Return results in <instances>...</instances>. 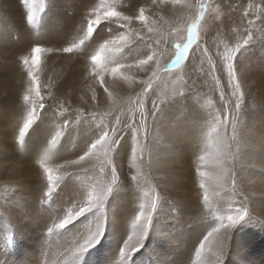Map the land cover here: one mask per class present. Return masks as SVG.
I'll list each match as a JSON object with an SVG mask.
<instances>
[{"label":"snow or ice","instance_id":"6c2138e0","mask_svg":"<svg viewBox=\"0 0 264 264\" xmlns=\"http://www.w3.org/2000/svg\"><path fill=\"white\" fill-rule=\"evenodd\" d=\"M20 2L27 9L28 23L35 24L45 8L44 0ZM162 5L178 9L173 23L159 14ZM223 7L213 0H98L93 3L83 17L80 38L57 49L83 56L89 67L86 78L91 95L81 94L76 104L69 94H58L56 90L61 87L60 83L51 79L41 82L39 73L44 48L36 45L31 48L30 55L15 53L26 70L22 101L30 109L19 131L20 142L45 110L77 120L87 117L103 130V135L90 149L76 159L50 164L45 154L39 160L49 199L66 177L73 173L84 174L80 200L63 218L47 227L49 235L63 230L92 209L103 210L105 201L121 178L111 153L127 135L131 138L132 149L126 174L133 180L143 178L149 187L143 190L142 202L130 222L132 235L121 248L120 256L138 250L134 245L146 237L160 202L180 203L172 195L185 185L179 166L151 158L145 143L151 137L153 120L160 107L172 97L188 91H195L197 101L211 115L204 134V150L196 158L195 176L199 178V199L209 209L208 213L215 214L219 220L195 250L199 264H223L235 226L248 217L258 220L251 207L252 197L240 184L239 177L241 173L257 168L264 175V156L256 155L264 152V122L246 125L239 120L242 107L246 104L252 107L249 100L253 93L247 86V65L243 60L238 61L237 56L241 49L255 43L257 31L262 34L258 42L264 46V0L247 3L241 9L243 31L238 36L233 33L234 38L222 48L217 44L210 52L207 40L200 42L202 32L208 31L204 27L205 17L209 14L210 19L217 22L216 32L223 34L224 28L230 30V24L225 23ZM226 7L234 13L238 6L228 4ZM137 22L138 28L134 26ZM105 23L116 26L118 34L109 31L99 42L93 41V34ZM258 24L261 27L257 28ZM182 30L186 31L184 42L171 44L175 48V57L164 63L169 38ZM132 43L139 45L141 54L131 62H118L117 54ZM194 48L192 74L186 79L182 75L183 85L177 87L174 77H165L182 69ZM125 83L129 89L137 84L140 86L139 91H132L126 100L118 94V88ZM165 84L168 89L164 88ZM260 107L264 108V104ZM61 135L62 131H57L51 146H55ZM220 200L225 202L221 206L223 210H214V202ZM102 232L103 223L93 234L77 242L71 255L86 253L99 243ZM205 253L210 254L208 261L204 259Z\"/></svg>","mask_w":264,"mask_h":264},{"label":"rangeland","instance_id":"374dc122","mask_svg":"<svg viewBox=\"0 0 264 264\" xmlns=\"http://www.w3.org/2000/svg\"><path fill=\"white\" fill-rule=\"evenodd\" d=\"M242 1L231 0L227 3L226 0H213L214 3L225 6L223 7L225 23L230 24V30L226 27L223 34L217 33L215 30L217 22L212 21L209 14H206L204 27L208 31L202 32L200 42L203 43L207 40L211 44L210 52L214 51L217 44L222 48L224 43L234 38L233 33L238 36L240 31H243L241 9L248 1L249 3H259V0H244L247 3ZM44 2L45 8L38 21L35 24H29L27 9L24 8L20 0H0V39H3L2 42L0 40V44H4L5 53V59L0 58V84L3 77H6L4 73L6 61L9 59L20 60L15 53L22 52L25 55H30L31 48L40 45L45 49L41 53L39 73L41 82L51 79L54 83H60L61 87L56 90L58 94L71 93V99L76 104L79 102L81 94L91 95L88 89L89 80L86 78L89 67L84 63L83 56L75 53L71 56V54L59 52L57 49L68 46V44L60 45L61 40L65 37V32L69 34L70 38L72 37V42L80 38L82 32L79 29L82 25H79L76 20H69L68 16L71 13L86 16L91 10L93 0H74L71 6H67L61 0H53L52 5L47 4L49 0H44ZM228 4L238 6L237 10L234 13L229 12L226 7ZM47 6H53V10L49 11ZM159 14L163 15L169 23L175 21L173 17L163 14V12H159ZM63 23H68V26ZM134 26L138 28L139 23L137 22ZM257 27L261 26L258 24ZM37 31L43 35L51 33L46 35L49 41L43 39ZM109 31L118 34L116 26L101 24L93 34L92 40L99 42L105 38ZM58 32L62 35L59 44L53 42L52 36ZM261 35L260 32L255 33V43L241 49L237 56L238 61L243 60L247 65V80L249 77H264V46L258 42ZM185 37L186 31L184 30L171 36L168 41L169 47L164 52V58H168L173 52L174 59L175 48L171 47V44L173 42L183 43ZM192 50H190L188 58H190ZM51 51H53L52 54L57 55L56 60L59 67L56 66V62L53 63L54 67L46 66L45 62L50 66L53 60L56 61L51 59ZM140 54L139 45L132 43L117 54L116 60L131 62ZM62 59L64 60L62 61ZM192 63L195 61L190 63L188 75L191 74ZM185 64L182 69L167 74L165 79L174 77L175 81H179L182 86L181 77L183 75L186 79L187 76L182 74ZM205 66H207L206 63ZM55 67H58V70ZM53 71L61 74V77L53 80ZM65 76L71 77V91L67 89L66 83L69 79ZM261 81L264 83V79ZM180 86L177 85V87ZM164 88L168 89L169 86L165 84ZM251 90L253 93L255 88H251ZM194 92L188 91L172 97L168 100L170 103L167 101L168 103L164 104H173L174 108L175 102L180 100L183 101V104L186 102L185 99L188 96L191 98ZM118 94L121 99L126 100L127 96L131 94V89L125 83L118 88ZM246 106L242 107L239 120L241 124L251 125L256 122L254 119L244 120L241 118ZM29 110V106L25 103L17 113L6 110L4 115L10 117V121L0 125V237L5 234H9L8 237H10L3 242V245L0 243V257L6 261L5 264H14V262L16 264H199L196 255L195 258L191 257V249H194L195 246L189 245L187 240L193 239L195 235L205 237L218 225L219 220L215 214L208 213L209 209L198 197L199 178L195 176L196 158L204 150L205 138H201V132L194 131L191 134L182 132L178 127L202 125H198L194 121L191 122L193 118L187 117L183 124L181 122L179 125H172L173 133L171 132L170 137H165L166 131L162 129V126L167 121L165 118V123L161 119L158 120V117L155 119L156 115H160V112L155 114L151 137L145 143L146 151L151 158L179 166L185 185L172 193L180 203L172 204L162 200L153 215V221L146 237L140 244L134 245L138 250L121 257L120 250L132 235L131 219L142 202L143 190L149 187L143 178L133 180L126 174V166L130 160L132 149L130 136H124L111 153L113 163L119 166L118 171L121 173V178L105 201L103 210L92 209L63 230L49 235L46 231L47 227L63 218L68 209L80 200L84 174L73 173L70 177H66L58 184L49 199L47 198V181L43 177L42 169L39 168V160L45 154L48 155L50 164L76 159L90 149L91 145L103 135V130L101 126L87 117L77 120L72 117H61L59 114H52L45 110L40 113L38 119L25 134L23 141L20 142L18 137L21 128L16 127L23 125ZM187 122L188 124H186ZM57 131H62V135L55 146H51V141ZM203 132L205 133L204 130H202ZM256 155L264 156V152L256 153ZM239 182L246 187L248 194L252 197L251 207L258 220L248 217L235 226L231 232V240L224 255L223 264H236L231 263L234 251L241 255L242 260L252 261L253 264H264V175L258 168L253 169L241 173ZM224 204L225 202L222 200L215 201L214 210L222 211L221 206ZM21 208L31 211L46 208L47 214L53 211L56 218L50 219V225L43 224L40 219L31 220L21 217L19 215ZM102 223L103 232L99 243L86 253L71 255V250L75 248L77 242L93 234ZM137 231L140 229L138 228ZM170 237L174 240L179 239L181 242L179 248L173 247V243L168 244ZM54 245L57 246V249L52 252L55 250V247L54 250L52 249ZM51 256L54 257L53 260L50 259ZM205 256H210V254L205 253L204 259Z\"/></svg>","mask_w":264,"mask_h":264},{"label":"bare ground","instance_id":"6f19581e","mask_svg":"<svg viewBox=\"0 0 264 264\" xmlns=\"http://www.w3.org/2000/svg\"><path fill=\"white\" fill-rule=\"evenodd\" d=\"M61 1L64 2L67 6H71L74 0H61ZM226 1H227V3H229L231 0H226ZM242 2L247 3L244 0ZM93 3H98V0H93ZM248 3H249V1H248ZM47 4L52 5L53 0H49V2H47ZM47 8L49 11L53 10V6H47ZM160 12H163V14L169 15L170 17H173L174 19H176V14L178 13V9L173 8L169 5H162ZM83 17H84L83 14H77V13H71L68 16L69 20H76L79 23V25H81V23L83 21ZM0 21H1V17H0ZM63 24L65 26H68V23H63ZM38 33L42 35L43 39L49 41V39L46 37V35L51 34V33H47L46 35H43L41 32H38ZM240 33H241V31H240ZM64 35H65V37L61 40L60 45L61 46H65L66 44L70 45L72 42V37L70 38L69 34L66 32ZM52 36L54 38L53 42H55V43L57 42L59 44L60 39H61L60 36H62V35H60V32L53 34ZM0 40L2 42L3 39L1 38ZM51 42H52V40H51ZM210 45L211 44L208 42L209 49H211ZM194 51H195V48L192 50L191 56L186 61V64L182 70V74H184V76L187 75L186 78L189 76L188 74H189L190 70L188 68H189L190 63L193 62L192 53ZM0 52H2L0 55V58L5 59L4 44H0ZM52 52L53 51L50 52V57L52 60L53 59L56 60L57 55L52 54ZM71 56H73V54H71ZM167 57H168V55H167ZM171 59H173V52L168 58H164V63L168 62ZM63 60L64 59H62V61ZM53 63H55L56 66H58L57 60L56 61L53 60L50 63V66L47 64V62H45L46 66H48V67H54ZM66 66H68V65H66ZM62 72H65V71H62ZM4 73H5L6 77H3L2 82L0 84V103H1V105H0V125H2L4 123H8L10 121V117L4 115L6 110L12 111L14 113H17L20 111V107L24 104V102L22 101V90H24L26 88V73H25V69L23 67L21 60L9 59L8 61H6L4 64ZM64 75H67V74H64ZM174 75H176V74H174ZM53 76H54L53 80H57L59 77H61V74L54 72ZM178 76L180 77V75H178ZM67 79H69V80L67 81V83L66 82L65 83L67 84V89L69 91H71V86H72L71 77H68ZM262 79H264V77H261V78H253V77L250 78L249 77V79L247 80V86L249 88H255V90L253 91V98L249 100V104L252 107H250L249 105L246 104L247 106L245 107V110H243V112L241 114V118L244 120L254 119L256 122H264V108L260 107L261 104H264V83L261 81ZM58 82H59V80H58ZM177 85L180 86L179 81L177 82L176 86ZM137 89H139V86H135L133 89H131V92L136 91ZM69 95L71 96V93ZM191 96H192L191 98L188 96V98L185 99L186 102H184L183 104H182L183 101H180V100L177 101L176 100L177 103L175 102L174 108L172 107V105H173L172 103H171L172 105L163 104L160 107V110L156 113V114H158L160 112L159 113L160 115H158V116L156 115L155 119H157V117H158V120L161 119L162 121H164V123L167 121V123H165L164 126H162V129L164 131H166V133L164 134L165 137L171 136L172 125H174V124L179 125L181 122L183 124L185 122V118L188 117V118L194 119V120L192 119L191 122L194 121L196 124L202 125V126H180V127H178V129L182 130V132L184 131V132L191 133V134L194 133V131L201 132V138H205V136H204L205 133L203 132L204 133L203 134L202 130H204L206 132L207 126L211 120V115H210L209 111L207 109H205L200 102L197 101L195 92ZM175 109H177V110L174 112L173 110H175ZM204 113H206V114H204ZM164 118L166 119V121ZM186 124H188V122ZM155 125H156V123H155ZM17 126L18 127H16V126H14V127L18 128V129H20L22 127L19 125H17ZM178 129H176L177 132H179ZM201 148H202V146H201ZM19 215H21V217H26V218H29L31 220L40 219L43 224L47 223L48 225L51 224V222H50L51 218H56V215L53 211L50 214H47L46 208H40V209L34 210V211L28 210L26 208H21V214L19 213ZM34 222L36 223V221H34ZM8 236H9V234L8 235L5 234V235H2L0 237V239H1L0 243H2V245H3L4 241H6L7 239L10 238ZM203 238L204 237L201 235H195L193 237V239L187 240V243L189 245L193 244L195 246L194 249H191V252H192L191 257L195 258V250L198 247V245L200 244V242H202ZM171 243H173V247H175V248H179V246L181 245V242L179 241V239L174 240L173 238L170 237L168 239V244H171ZM174 245H176V246H174ZM54 247H55V250L53 249ZM52 249L54 250L52 252H55L57 249V246L54 245L52 247ZM50 259L53 260L54 257L51 256ZM205 259H210V256H205ZM0 263L5 264L6 261L0 257ZM231 263L253 264L252 261L242 260L241 255L237 251H234L232 253ZM14 264H16V262H14ZM26 264H29V263H26Z\"/></svg>","mask_w":264,"mask_h":264}]
</instances>
